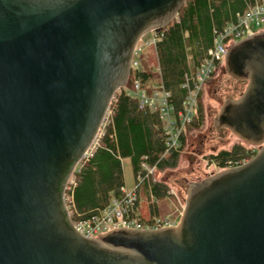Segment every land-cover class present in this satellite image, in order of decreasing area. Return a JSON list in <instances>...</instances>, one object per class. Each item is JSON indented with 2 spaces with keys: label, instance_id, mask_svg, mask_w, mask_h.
<instances>
[{
  "label": "water",
  "instance_id": "95a60500",
  "mask_svg": "<svg viewBox=\"0 0 264 264\" xmlns=\"http://www.w3.org/2000/svg\"><path fill=\"white\" fill-rule=\"evenodd\" d=\"M184 1L0 0V264H264V32L228 48L245 85L213 120L256 153L188 183L174 228L87 239L63 204L132 49Z\"/></svg>",
  "mask_w": 264,
  "mask_h": 264
},
{
  "label": "trees",
  "instance_id": "16d2710c",
  "mask_svg": "<svg viewBox=\"0 0 264 264\" xmlns=\"http://www.w3.org/2000/svg\"><path fill=\"white\" fill-rule=\"evenodd\" d=\"M254 0H185L176 19L160 29L161 39L154 46L156 70L154 74L137 71L135 78L140 87L146 89L149 83H158L169 94L168 103L175 109L183 100L184 90L180 85L183 75L193 70L210 48L215 32L234 21ZM128 77L124 87L131 88ZM242 89V87H241ZM201 93V92H200ZM111 104V115L104 123L98 146L74 172V186L68 194L74 220H87L97 210L106 207L112 199L121 196L124 184L121 160L130 162L133 176L141 163L155 166L156 171L173 169L179 152L164 154L160 120L156 112L138 107L137 100L121 89ZM201 96L197 99L196 116L184 129L185 133L197 128L201 121ZM256 149L234 144L228 149L209 154L208 161L216 169L231 168L252 158ZM145 188L147 185H143ZM151 199L167 195L168 188L157 180L149 185ZM146 195L148 193L146 192ZM148 198L149 195L147 196ZM137 206V204H136ZM150 213L155 214L153 205ZM140 223L147 220L137 218Z\"/></svg>",
  "mask_w": 264,
  "mask_h": 264
},
{
  "label": "built area",
  "instance_id": "2783aa9c",
  "mask_svg": "<svg viewBox=\"0 0 264 264\" xmlns=\"http://www.w3.org/2000/svg\"><path fill=\"white\" fill-rule=\"evenodd\" d=\"M262 32H264V0H254L252 4L247 6L242 14L236 15L233 22L215 32L210 48L206 51L202 60L193 70H189L183 75L180 87L184 90V97L177 109L168 103L169 94L162 89L160 84L149 83L146 89L140 87V83L135 78L136 72L140 71L135 57L143 54V48L140 47L139 43L132 49L127 74V79L128 77L132 79L131 88L126 90L123 86L112 94L94 139L73 169L70 176L71 180H69L70 178L68 179L64 188L63 204L67 210L70 224L80 236L87 239L98 240L106 233L118 229L160 230L174 228L179 221L184 207V199L178 201L174 191L169 188L167 190V195L174 197V199L177 198L178 201L177 204L179 209L175 210L176 218L174 220L166 218L161 221L152 216L146 223H140L138 221L136 216V204L139 200V189L141 186L147 185L146 192L151 198L149 185L157 181L154 179V175L157 173L155 166H147L141 163L133 176L135 182L134 188L128 190L123 184L119 189L121 196L118 199H112L106 207L97 210L94 214L89 216L87 220H74L72 218V210L69 206L71 199L68 194L74 186L73 174L98 146V140L102 135L103 125L111 115L110 105L114 104L116 94H118L121 89H124L126 95L137 100L140 109L156 112L160 120L165 148L164 154L169 152H180L182 134L185 127L189 125L196 116L197 99L200 92H202L206 80L224 64L226 52L231 45L239 40ZM160 39L161 35L159 31L152 35L149 44L146 46L153 50V54L154 46ZM246 161H242L237 166L244 164ZM211 165L215 168L213 163H211ZM216 170L220 171L223 169ZM212 174L213 172L208 176Z\"/></svg>",
  "mask_w": 264,
  "mask_h": 264
},
{
  "label": "rangeland",
  "instance_id": "374dc122",
  "mask_svg": "<svg viewBox=\"0 0 264 264\" xmlns=\"http://www.w3.org/2000/svg\"><path fill=\"white\" fill-rule=\"evenodd\" d=\"M151 37L152 35L140 43V47L143 48V54L135 57V59L140 70L154 74L156 62L153 50L150 47H146ZM223 66L216 71L218 74L214 77L221 75L220 72L224 69ZM222 80L225 81L221 82L222 87H227L229 84L228 78L225 76ZM222 87L220 86V89H216L214 94L212 84H210L204 94L200 93V125L185 133L184 145L179 152L175 167L170 170L157 171L154 175V179L163 182L168 189L171 188L174 191L178 201L185 199L186 185L188 183L200 181L211 172L213 174L218 172L208 161L209 154L218 150L228 149L234 144L249 146L227 131H222V136H220L213 126V120L222 102L225 99H229L231 91V88L222 89ZM239 91H243V87L241 89L240 86ZM238 96V93H236V96L233 95L231 99H236ZM249 147L256 149L252 146ZM121 170L124 186L126 189L131 190L134 188L135 182L130 162L127 159L121 160ZM69 180H71V177ZM147 196L145 188L141 186L139 189L138 208L136 210L137 218L148 220L151 217L149 205L154 206L155 214L152 216L158 220L162 221L166 218L174 220L176 218L175 210L179 209L177 198L174 199L172 196L165 195L157 199H151Z\"/></svg>",
  "mask_w": 264,
  "mask_h": 264
},
{
  "label": "flooded vegetation",
  "instance_id": "af4514ba",
  "mask_svg": "<svg viewBox=\"0 0 264 264\" xmlns=\"http://www.w3.org/2000/svg\"><path fill=\"white\" fill-rule=\"evenodd\" d=\"M218 73L214 72L205 82L204 86H203V89H202V93L204 94L206 92V89L209 87L210 84H212V88H213V92L215 94V91L216 89H220V86L222 87V84L221 82L224 81L222 80L223 77H227L228 78V81H229V84L227 87H225L226 89L227 88H231V91H230V95H229V98H232L233 95L236 96V93H238V95L241 93L240 90V86L241 87H244L245 85V82L244 81H241V80H233L231 79L230 77H228L224 71V69L220 72L221 75L219 76H216L214 77L215 75H217ZM212 81V82H211ZM211 82V83H210ZM225 82V81H224ZM210 83V84H209ZM235 84V85H234ZM224 86L222 87V89H225ZM217 98V97H216ZM215 98V99H216ZM226 132V131H225ZM228 132V131H227Z\"/></svg>",
  "mask_w": 264,
  "mask_h": 264
},
{
  "label": "crops",
  "instance_id": "0c3cea01",
  "mask_svg": "<svg viewBox=\"0 0 264 264\" xmlns=\"http://www.w3.org/2000/svg\"><path fill=\"white\" fill-rule=\"evenodd\" d=\"M137 208H138V203H137V206H136V210H137ZM151 217H152V215H151ZM145 220V219H144Z\"/></svg>",
  "mask_w": 264,
  "mask_h": 264
}]
</instances>
